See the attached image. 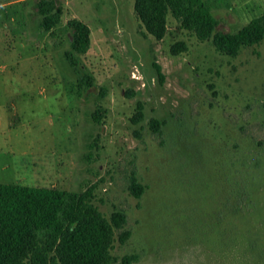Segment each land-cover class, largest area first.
Returning a JSON list of instances; mask_svg holds the SVG:
<instances>
[{
    "label": "rangeland",
    "instance_id": "1",
    "mask_svg": "<svg viewBox=\"0 0 264 264\" xmlns=\"http://www.w3.org/2000/svg\"><path fill=\"white\" fill-rule=\"evenodd\" d=\"M35 1L0 0V183L98 184L95 203L123 211L131 232L113 264H264V42L232 58L172 17L157 40L134 0H61L62 22L46 32ZM205 1L224 31L264 13V0ZM72 19L91 29L77 68L65 56ZM180 41L189 49L173 55Z\"/></svg>",
    "mask_w": 264,
    "mask_h": 264
},
{
    "label": "trees",
    "instance_id": "2",
    "mask_svg": "<svg viewBox=\"0 0 264 264\" xmlns=\"http://www.w3.org/2000/svg\"><path fill=\"white\" fill-rule=\"evenodd\" d=\"M35 6L41 16L40 27L46 32L62 22L61 0H36ZM134 10L157 40L166 36L172 17L198 40L210 42L217 52L232 58L264 42V13L237 32H229L220 29L219 20L205 0H134ZM68 25L73 30V49L65 56L77 68L75 53L89 51L91 29L79 19L70 20ZM188 49L187 43L180 41L171 47V52L178 55ZM156 67L162 77L161 67ZM79 82L83 91L94 86L93 78L87 74ZM105 113V108L98 106L92 114L94 122L102 123ZM143 119V105L139 103L133 122ZM163 124L153 119V132L161 133ZM97 185L74 191L0 183V264H113L115 242L125 243L131 232L125 230L127 215L123 211L108 217L100 210L95 203ZM145 189L134 174L131 193L141 198ZM134 259L137 257H124L122 264H131Z\"/></svg>",
    "mask_w": 264,
    "mask_h": 264
}]
</instances>
